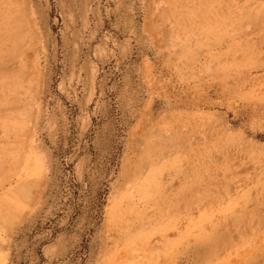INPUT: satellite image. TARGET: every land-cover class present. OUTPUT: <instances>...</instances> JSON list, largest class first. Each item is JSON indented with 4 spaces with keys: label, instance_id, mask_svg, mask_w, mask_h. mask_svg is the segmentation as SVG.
I'll use <instances>...</instances> for the list:
<instances>
[{
    "label": "rangeland",
    "instance_id": "rangeland-1",
    "mask_svg": "<svg viewBox=\"0 0 264 264\" xmlns=\"http://www.w3.org/2000/svg\"><path fill=\"white\" fill-rule=\"evenodd\" d=\"M209 263L264 264V0H0V264Z\"/></svg>",
    "mask_w": 264,
    "mask_h": 264
},
{
    "label": "bare ground",
    "instance_id": "bare-ground-1",
    "mask_svg": "<svg viewBox=\"0 0 264 264\" xmlns=\"http://www.w3.org/2000/svg\"><path fill=\"white\" fill-rule=\"evenodd\" d=\"M23 11V10H22ZM12 47V46H11ZM210 264V263H209Z\"/></svg>",
    "mask_w": 264,
    "mask_h": 264
}]
</instances>
